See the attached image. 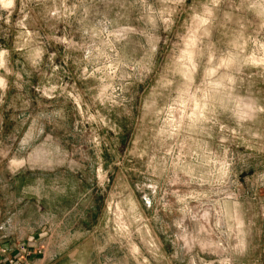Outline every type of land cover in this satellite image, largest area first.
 <instances>
[{"label":"rangeland","instance_id":"rangeland-1","mask_svg":"<svg viewBox=\"0 0 264 264\" xmlns=\"http://www.w3.org/2000/svg\"><path fill=\"white\" fill-rule=\"evenodd\" d=\"M0 264H264V0H0Z\"/></svg>","mask_w":264,"mask_h":264},{"label":"crops","instance_id":"crops-1","mask_svg":"<svg viewBox=\"0 0 264 264\" xmlns=\"http://www.w3.org/2000/svg\"><path fill=\"white\" fill-rule=\"evenodd\" d=\"M51 262V261H50Z\"/></svg>","mask_w":264,"mask_h":264}]
</instances>
